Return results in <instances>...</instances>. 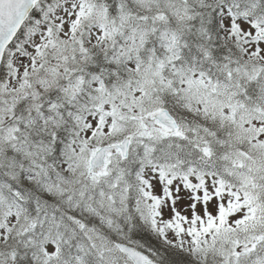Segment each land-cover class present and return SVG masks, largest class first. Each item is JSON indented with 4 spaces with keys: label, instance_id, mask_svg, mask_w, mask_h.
<instances>
[{
    "label": "snow or ice",
    "instance_id": "6c2138e0",
    "mask_svg": "<svg viewBox=\"0 0 264 264\" xmlns=\"http://www.w3.org/2000/svg\"><path fill=\"white\" fill-rule=\"evenodd\" d=\"M0 264H264V0H0Z\"/></svg>",
    "mask_w": 264,
    "mask_h": 264
}]
</instances>
